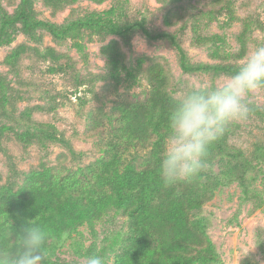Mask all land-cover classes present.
<instances>
[{
    "label": "rangeland",
    "instance_id": "374dc122",
    "mask_svg": "<svg viewBox=\"0 0 264 264\" xmlns=\"http://www.w3.org/2000/svg\"><path fill=\"white\" fill-rule=\"evenodd\" d=\"M31 1L35 19L57 28L89 21L123 29L144 21L150 34L171 35L193 67L237 68L253 48L264 45V0H56L54 9L41 0ZM18 6L19 0H0V30ZM213 36L225 41L218 44L220 58H211ZM107 47L119 62L114 78L104 55ZM17 48L25 52L9 67L6 57ZM154 66L162 68L166 91L175 100L192 89L218 86L228 76L183 73L170 40L147 38L138 28L113 35L96 26L76 27L63 40L42 29L25 32L18 23L4 29L0 33V207L34 171L93 167L102 147L99 150L89 122L106 127L113 102L142 101L150 89L146 73ZM160 92L154 95L159 102ZM247 100L252 109L249 119L228 128L210 147L206 170L188 181L211 193L197 221L214 247L217 258L212 264H264V90ZM137 154L141 160L137 159L136 171L141 172L144 153ZM153 207L159 209L160 201ZM135 227L123 211L110 212L94 226H67L59 238L48 239L44 264H86L90 254L104 257L106 264H118L136 248L138 259L126 264H173L163 253L164 232L159 225L153 230L149 221L140 220L139 227L148 233L145 250ZM0 247L8 244L0 242Z\"/></svg>",
    "mask_w": 264,
    "mask_h": 264
},
{
    "label": "trees",
    "instance_id": "16d2710c",
    "mask_svg": "<svg viewBox=\"0 0 264 264\" xmlns=\"http://www.w3.org/2000/svg\"><path fill=\"white\" fill-rule=\"evenodd\" d=\"M41 1L49 8L56 7V0ZM14 23L20 24L28 33L45 30L58 40L67 38L76 27L96 26L113 35H124L126 31L138 28L147 38L170 40L178 53L179 67L183 73L212 72L230 75L236 69L229 65L190 66L184 50L171 35L150 34L144 21L123 29L89 21L57 28L35 19L31 0H19L16 14L4 21L0 33ZM210 38V48L213 50L211 58H220L218 44L225 41L217 36ZM23 52V48L11 51L6 57L7 66L13 67L15 60ZM48 52L53 54L52 51ZM112 52L107 47L104 55L111 67L110 77L114 78L120 67ZM146 78L150 89L142 101L132 105L113 102L116 105L107 115L106 127L89 122V129L95 131L94 135L100 142L99 150L102 147V155L93 167L76 171H34L22 189L4 207H0V242L11 248L12 237L29 219L36 218L42 222L49 238H59L67 226H94L110 212L123 211L136 224L135 235L142 240V250H145L148 233L139 226L140 220H147L153 230L159 225L164 232V237L160 238L162 250L174 260L173 264H212L216 261L214 247L205 236L203 226L197 221L198 213L210 199L211 193L199 190L188 181L165 184L158 175V164L168 135L167 118L176 100L166 91L167 77L160 66L148 70ZM159 91L160 102L154 97ZM137 152L144 153L141 172L136 171L139 166L136 163L141 160ZM230 157L235 158L232 155ZM156 201H160L159 209L153 207ZM5 207L6 211H2ZM13 208L17 210L16 213ZM138 250L139 248L133 250L125 260L121 258L118 264L136 261Z\"/></svg>",
    "mask_w": 264,
    "mask_h": 264
},
{
    "label": "clouds",
    "instance_id": "9594fccd",
    "mask_svg": "<svg viewBox=\"0 0 264 264\" xmlns=\"http://www.w3.org/2000/svg\"><path fill=\"white\" fill-rule=\"evenodd\" d=\"M264 90V45L256 46L218 86L183 93L167 118L168 135L158 164L165 184L189 181L208 167L210 147L228 128L246 121L252 109L247 98ZM49 233L42 222L29 219L12 237V247H0V264H44ZM86 264H106L90 254Z\"/></svg>",
    "mask_w": 264,
    "mask_h": 264
}]
</instances>
